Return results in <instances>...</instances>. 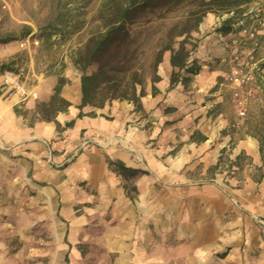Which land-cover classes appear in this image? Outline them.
<instances>
[{
    "label": "crops",
    "instance_id": "crops-1",
    "mask_svg": "<svg viewBox=\"0 0 264 264\" xmlns=\"http://www.w3.org/2000/svg\"><path fill=\"white\" fill-rule=\"evenodd\" d=\"M215 21L213 15L206 17L202 29L213 30ZM213 34L206 36L193 56L202 67L195 84L200 96L216 84L218 71L210 68L215 58H224L223 42L217 39L219 34ZM17 45V41L0 44V66L16 54ZM260 49L264 51V41ZM162 69L164 74H159L161 80L156 83L160 97L152 92L141 97L143 109L161 117L166 108L178 107L181 113L199 118L200 129L206 128L209 135L213 118H208V110L204 113L196 105L188 108L186 101L176 104L173 95L171 102L162 101L172 70L170 57L164 58ZM41 76L37 83L27 85L0 69V229L23 239L13 252L5 250L7 240H3L0 264H96V248L104 251L102 264H264V240L259 235L243 241L242 215L210 210L205 216H213L214 225L197 224L194 210L166 208L167 200H175L172 196L143 191L127 194L118 186L121 176L107 163V158L119 160L173 181L181 177L175 170L201 160L202 152L194 148L191 159L183 162L163 159V147L138 151L135 156L124 147L128 138L122 133L135 113L134 105L112 102L80 110L81 74L74 80L64 79L62 85L60 96L71 105L58 111L54 120L43 118V104L49 109L54 105L52 97L63 75ZM221 100L216 96L211 101ZM216 119L225 121L222 115ZM71 121L74 124L68 127ZM220 128L214 129V137ZM118 141L123 147L117 146ZM221 148L202 161L209 165L218 159ZM146 181L148 173L137 180V190ZM209 197L223 199L218 193ZM38 215L48 217L47 227L56 232L55 246L50 238L39 252L35 241ZM228 229L235 234H226ZM87 246L90 251L82 255L81 249Z\"/></svg>",
    "mask_w": 264,
    "mask_h": 264
},
{
    "label": "rangeland",
    "instance_id": "rangeland-1",
    "mask_svg": "<svg viewBox=\"0 0 264 264\" xmlns=\"http://www.w3.org/2000/svg\"><path fill=\"white\" fill-rule=\"evenodd\" d=\"M112 1L114 0H0V32L2 34L20 35L22 31L27 30L26 28L31 29L29 36L17 40L18 51L5 62L12 69L9 73L17 76L20 83L27 85L37 83L38 76L42 78L43 74L57 77L63 75L64 79H76L81 72L73 64V56L85 46L92 32L117 21L121 15V11L109 8ZM142 1L143 4L132 14L130 19L132 22L127 26L134 39L130 50L134 52V57L128 64H124V67L130 66L141 72L144 79L143 89L145 95H148L154 86L153 62L158 49L164 48L172 40L173 33L177 34L193 24V19L191 23L186 21L190 9L194 7L190 4L166 7L170 0ZM210 15H213L216 20L213 24L214 29L205 31L202 26L206 17ZM226 17V14L219 12L206 14L198 31L191 32L187 39L189 48L196 44L192 57L198 53L207 35L213 32L216 35L219 34L217 29ZM174 28L175 31H172ZM217 39L223 42L225 53L223 59L217 55L214 64H210L211 71L214 69L218 71L215 86L208 93L200 96L198 95L200 91L195 85L197 77L195 76L187 88L180 82L170 88L171 70L167 74L168 87L162 100L164 103L171 102L173 95L175 99L172 102L176 104L183 105L186 101L188 108L198 107L204 113L208 110V118H213L209 135L206 128L200 129L199 118L195 119L193 115L181 113L178 107H168L165 113L158 117L152 112L145 111L143 107H136L132 102L112 101L129 102L134 105L135 113L123 126L125 130L122 133L123 137L128 138L127 145L124 147L130 148L135 156L138 151L163 147L166 151L163 159L183 162L191 159L190 156L196 152L194 148L203 153L201 160L198 159L195 163L193 162L194 164L188 163L189 168L186 166L175 170L181 176L179 179L169 181L166 177L148 171V181L141 185V190L131 191V193L135 196L143 191L164 198L172 196L175 200H167L166 208L178 206L180 209H192L196 214V223L207 226L214 225L215 221L213 216H205L210 210H227L228 214L242 215L243 241L259 235L264 240V178L259 184L250 179V176L256 172V166H261L264 172V148L260 147L259 140L256 138L264 133V71L260 76H256L254 82L256 92L246 106V115L241 117L234 103L233 90L226 81L229 64L225 60L227 55L225 43L220 34ZM116 41L117 36H114L102 53L110 49ZM263 53V49L257 50L258 56H262ZM166 56L170 57L169 51L164 52L163 60ZM99 62L100 58L89 67V72L95 71ZM159 74H164L162 63L158 67ZM211 76L212 74L208 77ZM140 88L137 86V92ZM214 92L219 94L211 95ZM158 93L160 91L156 94L160 97ZM216 96L222 97L219 103L211 101L216 99ZM112 102H106V104ZM217 115L223 116L224 123L216 119ZM218 126H221L220 132L217 137H214V129ZM116 144L123 147L120 141ZM218 147H222L220 153L226 148L232 159L244 152L246 155L243 160L244 170L232 178H226V171L211 175L208 168L217 158L209 165L202 159L211 155ZM125 184H128L129 189L131 188V181L126 183L123 178L118 186L124 187ZM213 193L222 194L223 199L210 200L209 194ZM170 204H172L171 207H169ZM44 205L45 202H42V206ZM48 221V217L39 215L36 217L35 241L38 252L44 250L45 241L50 238L55 246L56 232L54 229L51 232V227H47ZM226 231V234L231 236L235 234L234 230ZM4 239L7 240L5 248L7 252L17 251L23 241L19 235H6L0 229V253L4 251L2 247ZM86 251H90L88 246L81 249L82 255ZM103 255L104 251L96 248V264H102Z\"/></svg>",
    "mask_w": 264,
    "mask_h": 264
},
{
    "label": "trees",
    "instance_id": "trees-1",
    "mask_svg": "<svg viewBox=\"0 0 264 264\" xmlns=\"http://www.w3.org/2000/svg\"><path fill=\"white\" fill-rule=\"evenodd\" d=\"M250 1L251 0H170L166 7H177L183 4H190L194 7L190 9L186 21L189 23L191 19H193V24L177 34L173 33L172 40L164 48L158 49L153 62L154 75L152 82L154 86L152 87V94L155 95L158 91L156 87V83L160 81L158 67L163 61L164 52H170V65L172 67L170 88L179 82L184 85L185 88L189 87L194 77L199 75L202 70L198 60L192 57L196 44L191 48L187 46V39L191 32L198 31L199 25L209 12H219L227 15L220 28L217 29L219 34L228 35L234 32V24L245 11V7ZM142 4V0L112 1L109 8L121 11L118 20L92 32L85 46L79 49L73 56V64L81 72L80 85L82 97L78 106L80 110L88 105L103 107L106 102H112L114 100H126L132 102L136 107H142L141 97L145 96L142 74L130 66L124 67V64H128L134 57V52H130L134 39L131 37V31L127 26L132 22L130 21L132 14ZM231 12H233V15H230ZM26 29L27 30L22 31L20 35L2 34L0 32V44L26 38L31 34V29ZM172 31H175V28L174 30L172 29ZM114 36H117L115 44L102 53L103 49ZM177 38L181 39L176 40ZM98 58H100L98 68L95 71L89 72V67L94 64V62L98 61ZM0 69L1 71H12L9 64L6 63H2ZM63 83L64 78L60 77L52 97L54 105L51 109H49L47 104H43V118L54 120V116L58 111H63L71 105L70 102L60 96ZM137 86L141 87L139 92H137ZM81 115H83V113L80 111L79 116ZM73 124L74 121H71L67 126L72 127ZM256 138L259 140L260 147L264 148V133ZM245 156V153L241 152L232 159L230 158V153H227V149L224 148L216 162L209 166L208 172L211 175H215L218 172L224 173L226 171V178H232L235 174L241 173L244 170L243 160ZM107 163L109 168L116 174L122 176L126 183L131 181L130 189L128 184L124 185L127 194H130L131 191L137 192L135 181L139 179L140 176L148 173L140 169L127 167L119 160L107 158ZM255 171L256 172L250 176V179L254 183L259 184L264 178V172L261 166H256Z\"/></svg>",
    "mask_w": 264,
    "mask_h": 264
},
{
    "label": "built area",
    "instance_id": "built-area-1",
    "mask_svg": "<svg viewBox=\"0 0 264 264\" xmlns=\"http://www.w3.org/2000/svg\"><path fill=\"white\" fill-rule=\"evenodd\" d=\"M245 8L234 24L235 31L220 34L229 64L226 81L233 90L234 103L241 117L246 115V106L256 92V76L264 71V54L257 55L260 42L264 41V0H251Z\"/></svg>",
    "mask_w": 264,
    "mask_h": 264
}]
</instances>
